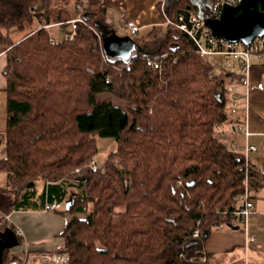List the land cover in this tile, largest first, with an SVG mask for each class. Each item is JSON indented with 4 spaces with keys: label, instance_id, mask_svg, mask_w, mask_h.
I'll return each instance as SVG.
<instances>
[{
    "label": "trees",
    "instance_id": "1",
    "mask_svg": "<svg viewBox=\"0 0 264 264\" xmlns=\"http://www.w3.org/2000/svg\"><path fill=\"white\" fill-rule=\"evenodd\" d=\"M80 1L86 9L76 36L56 39L47 25L70 23V6ZM106 27L100 0H0V54L8 56L0 207L10 213L65 202L72 218L63 248L71 264H209L210 232L231 225L246 187L264 182L219 136L217 125L241 109L231 111L235 75L218 73L172 25L178 33H167L164 58L112 59L103 47ZM13 31L26 34L15 42ZM104 92L127 106L103 99ZM96 136L114 137L117 146L94 171L88 164Z\"/></svg>",
    "mask_w": 264,
    "mask_h": 264
},
{
    "label": "crops",
    "instance_id": "2",
    "mask_svg": "<svg viewBox=\"0 0 264 264\" xmlns=\"http://www.w3.org/2000/svg\"><path fill=\"white\" fill-rule=\"evenodd\" d=\"M100 2L107 8L109 28L106 27L107 34L105 35H109L114 29L119 33L121 26L129 28L127 22L134 21L141 29L135 34H125L133 36L138 42L139 53L156 56L166 50L167 33L169 31H172V35L177 33L175 32L177 27L172 25L175 28H171V24L167 23L168 17L176 19V8H184L190 16L203 15L212 7L215 0H100ZM70 8L72 9L71 6ZM74 8L76 9V5H74ZM57 25L59 24L55 23L47 25V27L50 30ZM155 28H158L159 31L156 38H153L151 32ZM25 34L26 31L12 32L13 38L16 37L15 42L23 38ZM53 36L59 40L66 38H60L56 34H53ZM137 37H145L146 42H139ZM3 56L7 57V53H1L0 59ZM252 59L251 86H246L240 82V63L238 60H234L233 65L229 66L227 57L224 55L210 58L214 62L218 73L227 72V74L235 75V78L229 84V86L235 85V90H229V94L231 98L233 96L235 98L237 95L240 96L239 106L241 109L237 114H234L232 122L219 124L221 126L219 136L231 148H237L245 155L246 148L249 145L256 146L255 150L249 152V157L257 168L264 173V88L260 89L256 86L260 82L264 83V53L261 56L254 55ZM7 64L8 62L2 64L4 74H6ZM6 86L7 77L1 76L0 90L6 89ZM7 99L8 94L0 99L2 102L0 104V118L3 120L0 123V160L7 155L5 142L8 120ZM240 124L244 125L243 132L235 130V127ZM245 129L249 131L248 134ZM5 182L7 184V179ZM41 184L39 188L37 182L39 194L44 188V181L41 180ZM1 186L6 185L0 184ZM250 194L255 203L256 211L246 224L241 218L236 217L233 218L231 225H221L208 235L204 249L209 264H264V182L257 189L250 190ZM19 210L26 212V214L22 217H13V214H11L12 220L15 226L22 229L23 240L28 243L26 242V247H23L14 257H22L26 252H53L64 247L65 237L63 232L72 217L62 220L57 214H51L54 210H45L44 207ZM42 213L48 214L44 215ZM251 235H254L255 239H250Z\"/></svg>",
    "mask_w": 264,
    "mask_h": 264
},
{
    "label": "built area",
    "instance_id": "3",
    "mask_svg": "<svg viewBox=\"0 0 264 264\" xmlns=\"http://www.w3.org/2000/svg\"><path fill=\"white\" fill-rule=\"evenodd\" d=\"M239 0H215L212 7L207 10L203 15H191L186 17L184 14H178L176 19L167 18V23L176 26L178 29L186 32L191 38L194 39L195 43L198 46L199 53L204 58H213L217 55H224L227 57V64L229 66L233 65L234 60H238L240 63V82L246 86H251L250 81V71L253 65V56L262 55V49L264 48V35L258 36L250 43H244L242 41H230L222 37H217L213 35L210 27L206 24L205 20L211 17H218L219 13L224 4H237ZM79 10H81L75 18L70 20L72 29L69 31V38L76 36L78 22L84 20L83 16V6L78 5ZM128 27L130 28L131 33H137L141 27L134 21L127 22ZM167 53H161L160 57L164 58ZM151 61L154 63L155 67H159V62L151 58ZM260 89L264 88V83L260 82L256 84ZM230 91L235 90V85H230ZM240 96L237 95L232 100L231 111L236 112ZM220 125H217V128L220 129ZM236 131L244 130V125L240 124L235 127ZM248 134L249 131L245 129ZM234 146V145H233ZM256 146L249 145L246 148V160H249V152L255 150ZM90 167L96 171L98 165L95 159H92L90 162ZM243 204L236 210L232 212L233 218L239 217L246 224L248 220L255 213V203L251 199V194L248 186L246 187L245 193L242 196ZM60 202H46L45 210H56L61 207ZM0 226L1 227H14L16 234L20 237L23 236V231L20 227L14 225L11 214L4 212L0 208ZM195 236H199V230H196L194 233ZM250 239H255L254 235L249 237ZM205 259V256L203 257ZM2 264H71L70 254L67 250H59L54 252H42V253H30L22 257H8L5 255Z\"/></svg>",
    "mask_w": 264,
    "mask_h": 264
},
{
    "label": "water",
    "instance_id": "4",
    "mask_svg": "<svg viewBox=\"0 0 264 264\" xmlns=\"http://www.w3.org/2000/svg\"><path fill=\"white\" fill-rule=\"evenodd\" d=\"M205 22L217 37L250 43L258 36L264 35V0L226 3L218 17L207 18ZM103 47L108 57L124 61L130 60L140 52L138 42L133 36L121 35L115 29L109 35H103ZM72 203L73 198H68L66 208L69 209ZM19 243L14 229L8 227L0 230V264L3 263L5 251Z\"/></svg>",
    "mask_w": 264,
    "mask_h": 264
},
{
    "label": "rangeland",
    "instance_id": "5",
    "mask_svg": "<svg viewBox=\"0 0 264 264\" xmlns=\"http://www.w3.org/2000/svg\"><path fill=\"white\" fill-rule=\"evenodd\" d=\"M55 3H57V2L56 1H53L52 2V4H55ZM60 3H61V5H63V2L62 1L59 2L58 4L60 5ZM75 5H76V9L77 10L74 8V5L72 6V4H71V6H72L71 12L73 14V18H75L77 16V14L81 11V10H79V6L78 5H82L83 6V11H82L83 14H84L85 9H86L85 8V2L84 1H80V2L76 3ZM59 8H60V6H57L56 9H59ZM56 24H59V25H57L54 28L50 29L51 32L53 34L58 35L60 38H63V37H66L67 38V37H69L68 36V33L72 29L71 23H68V24H65V25L62 24V23H56ZM62 25H64V26H62ZM175 32H177V31H175ZM119 33L120 34H123V33L125 34V33H131V32H130V29L129 28H126L124 26H121V28L119 29ZM15 38L16 37H14L13 40H15ZM173 40H175V39H171L170 42H172ZM7 57L6 56H3L0 59V78H1V76L4 77V78L6 77V74L3 73L2 64L4 62L5 63L8 62V58ZM222 59H223V57H222ZM5 60H7V61H5ZM6 95H7L6 89L3 88L2 90H0V99L2 98V96H6ZM102 98L103 99H111L113 102H115L116 104H120L123 107H126L127 106V99H125V98H119L115 93H112V92H104V93H102ZM1 103L2 102L0 101V104ZM0 117H1V115H0ZM1 121H3V120H1V118H0V123H2ZM96 138H97V152H96V154L94 156V159L96 160L98 166H103L104 163L106 162L109 154L116 148L117 141H116V139L114 137H110V136H96ZM88 165L90 166V163ZM77 170H79V169H77ZM6 179H7L6 172H0V184L6 185V182H5ZM38 183H39V188H40V186L42 185L41 184V181H38ZM61 204H62L61 207L58 208V210L52 211L51 214H57L60 218H62V220L70 219L72 217L71 213H69L68 211H64V212L62 211V210H64L65 202H63ZM10 214H13V217H15V216L22 217V216H24L26 214V212H24L22 210H13L12 212H10ZM42 214L45 215V214H48V213H42ZM81 217H84V216H81ZM43 221H45V220L43 219ZM12 229H14V231H15V228L14 227H12ZM17 237L19 238V240H20V238L23 239V236H20L19 237L17 235ZM26 242L27 241H25V240H23L22 242L20 241V243L18 245L14 246V247H12L10 249H8L7 250V256L12 258L15 254H17L18 252H20L23 247H26V244L28 243V242L27 243ZM60 250H65V249L62 248ZM56 251H59V250H56ZM205 259H206V257H205ZM205 259H203V260H205Z\"/></svg>",
    "mask_w": 264,
    "mask_h": 264
}]
</instances>
